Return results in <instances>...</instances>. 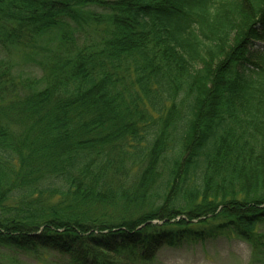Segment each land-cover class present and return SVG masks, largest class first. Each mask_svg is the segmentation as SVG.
I'll use <instances>...</instances> for the list:
<instances>
[{"label":"trees","instance_id":"obj_1","mask_svg":"<svg viewBox=\"0 0 264 264\" xmlns=\"http://www.w3.org/2000/svg\"><path fill=\"white\" fill-rule=\"evenodd\" d=\"M90 6L107 31L75 50ZM51 36V73L17 84L12 51ZM259 42L264 0H0V250L154 264L225 237L264 264Z\"/></svg>","mask_w":264,"mask_h":264},{"label":"rangeland","instance_id":"obj_2","mask_svg":"<svg viewBox=\"0 0 264 264\" xmlns=\"http://www.w3.org/2000/svg\"><path fill=\"white\" fill-rule=\"evenodd\" d=\"M79 10L82 17L90 18L93 15L100 21H81L79 24L71 22L72 27L69 28V31L75 32L73 35L75 50L86 46L96 47L107 31L109 13L97 6L84 7ZM263 47L264 44L259 42L256 45V50H262ZM62 52L55 36L43 40L36 48L14 49L9 60L13 68L15 82L24 85L31 84L42 76V68L46 72L50 71L55 55ZM23 86L22 88L19 86L17 89L28 92L29 89L23 88ZM8 101L9 99L6 102L8 103ZM134 182L135 179L132 178L123 183H125L124 186L129 187L134 185ZM17 204V202L11 203V205ZM259 232L264 234V226ZM42 253L44 255L39 256L34 253L0 250L1 264H48L62 260V257L55 251L43 250ZM260 261L261 259L255 256L248 243L236 238L219 237L206 242L181 241L175 247L164 245L154 264H260Z\"/></svg>","mask_w":264,"mask_h":264}]
</instances>
